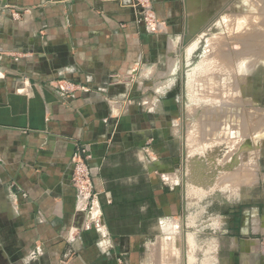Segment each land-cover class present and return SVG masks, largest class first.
Here are the masks:
<instances>
[{
  "label": "crops",
  "instance_id": "crops-1",
  "mask_svg": "<svg viewBox=\"0 0 264 264\" xmlns=\"http://www.w3.org/2000/svg\"><path fill=\"white\" fill-rule=\"evenodd\" d=\"M216 3L0 0V264H160L164 231L183 255L198 238L195 261L172 240L166 264H264V205H192L169 88L142 97L170 87L171 46L216 27ZM83 148L86 203L71 182Z\"/></svg>",
  "mask_w": 264,
  "mask_h": 264
},
{
  "label": "rangeland",
  "instance_id": "rangeland-1",
  "mask_svg": "<svg viewBox=\"0 0 264 264\" xmlns=\"http://www.w3.org/2000/svg\"><path fill=\"white\" fill-rule=\"evenodd\" d=\"M216 2L221 6L211 16L216 17V27H208L200 38L180 39L171 46L163 66L170 87L151 84L142 92L146 97L169 90L166 94L173 98L171 111L179 133L176 156L183 167L184 188L192 205L208 204L207 218L216 211L228 213L231 205L241 211L264 205V184L257 183L264 172V0ZM245 118L247 125L243 124ZM224 139L231 143L225 149ZM188 236L190 247L183 255L182 232L159 233L160 264L167 263L172 240L179 246L178 262L184 257L195 261L198 249L193 246L198 238L194 233ZM209 237H205L207 241ZM225 253L229 258L228 249ZM125 258V264H134L130 254ZM223 264L232 263L224 257Z\"/></svg>",
  "mask_w": 264,
  "mask_h": 264
},
{
  "label": "built area",
  "instance_id": "built-area-1",
  "mask_svg": "<svg viewBox=\"0 0 264 264\" xmlns=\"http://www.w3.org/2000/svg\"><path fill=\"white\" fill-rule=\"evenodd\" d=\"M13 15L15 16V14ZM89 157L90 155L83 148L72 159L73 171L71 182L76 189L78 199L83 200V203L91 200L95 195L92 174L88 164Z\"/></svg>",
  "mask_w": 264,
  "mask_h": 264
},
{
  "label": "bare ground",
  "instance_id": "bare-ground-1",
  "mask_svg": "<svg viewBox=\"0 0 264 264\" xmlns=\"http://www.w3.org/2000/svg\"><path fill=\"white\" fill-rule=\"evenodd\" d=\"M256 20H257V19H256ZM241 26H242V25H241ZM257 29H258V28H257ZM250 31H251V30H250ZM254 31H255V30H254ZM251 32H252V31H251ZM235 38H236V37H235ZM236 39H237V38H236ZM222 57H223V56H222ZM229 59H230V58H229ZM222 61H223V60H222ZM171 63H172V62H171ZM219 92H220V91H219ZM251 103H252V102H251ZM256 109H257V107H256ZM218 113H219V112H218ZM259 113H260V112H259ZM220 114H221V113H220ZM230 114H231V113H229L228 116H230ZM250 114H251V113H250ZM224 115H225V114H224ZM224 115H223V116H224ZM228 116H227V117H228ZM263 116H264V115H263ZM221 117H222V115H221ZM242 119H243V118H242ZM211 120H212V119H211ZM242 121L244 122V120H242ZM247 121H248V119H247ZM247 121H246V118H245V122H244L243 124L247 125V124H246ZM207 122H208V121H207ZM256 122H257V121H256ZM251 123H252V122H251ZM240 124H241V123H240ZM261 124L264 125V120L261 121ZM261 124H260V125H261ZM208 125H209V123H208ZM260 125H259V126H260ZM233 126H234V125H233ZM212 127H213V126H212ZM242 127H243V126H242ZM245 127H246V126H245ZM257 129H258V128H257ZM257 129H255V130H257ZM260 129H261V128H260ZM244 130H245V129H244ZM246 131H247V129H246ZM243 134H244V133H243ZM261 134H264V128H263V126H262ZM205 138H206V137H205ZM252 138H253V137H252ZM221 139H222V138H221ZM218 141H219V140H217V143H218ZM204 142H205V139H204ZM219 142H220V141H219ZM221 142H223V140H222ZM214 143H216V142H214ZM233 143H234V142H233ZM219 144H220V143H219ZM223 144H224L223 146H224V149H225V148H226L225 146H228V145L231 144V143H229L226 139H224ZM227 144H228V145H227ZM205 146H206V144H205ZM223 146H222V147H223ZM237 148H238V146H237ZM212 149H214V148H212ZM238 155H239V154H238ZM208 157H209V155H208ZM211 160H212V159H211ZM214 161H215V160H214ZM220 162H221V161H220ZM210 163H211V162H210ZM222 163H223V162H222ZM191 164H192V163H191ZM219 165H220V164H219ZM220 166H221V165H220ZM208 168H209V167H208ZM204 169H206V168H204ZM192 176H193V175H192ZM242 176H243V175H242ZM244 178H245V177H244ZM237 179H238V178H237Z\"/></svg>",
  "mask_w": 264,
  "mask_h": 264
}]
</instances>
